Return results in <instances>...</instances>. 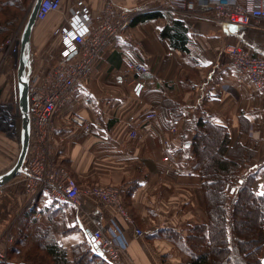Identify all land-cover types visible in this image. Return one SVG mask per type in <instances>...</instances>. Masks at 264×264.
I'll list each match as a JSON object with an SVG mask.
<instances>
[{"label": "crops", "instance_id": "crops-1", "mask_svg": "<svg viewBox=\"0 0 264 264\" xmlns=\"http://www.w3.org/2000/svg\"><path fill=\"white\" fill-rule=\"evenodd\" d=\"M75 1L64 0L60 11L36 21L30 37V73L42 74L60 63L56 32ZM82 1L94 17L107 1L133 12L130 31L136 43L116 40L95 60L80 88L57 110L51 145L56 161L81 192L92 185L116 188L133 223L86 194L77 205H43L40 198L30 209L16 176L0 187V244L7 228L12 226L13 237L16 222L33 211L36 225L51 232L69 254L73 245L88 239V233L96 228L105 232L114 223L126 241L117 264L184 263L187 256L168 234L185 237L190 226L206 221L202 178L190 146L195 119L225 128L230 146L250 144L253 188L264 186V94L231 66L223 51L233 45L264 56V20L238 26L208 15L160 12L163 0ZM127 59L142 63L146 74L128 71ZM149 112L155 119L145 120ZM10 125L9 132L0 128V175L14 165L19 153L15 120ZM47 211L52 214L45 219ZM63 214L69 230L64 235ZM135 229L142 234L136 235Z\"/></svg>", "mask_w": 264, "mask_h": 264}, {"label": "built area", "instance_id": "built-area-1", "mask_svg": "<svg viewBox=\"0 0 264 264\" xmlns=\"http://www.w3.org/2000/svg\"><path fill=\"white\" fill-rule=\"evenodd\" d=\"M64 0H41L36 14V21L44 20L50 13L61 10ZM32 4V2H31ZM161 11L183 13L189 16L208 15L221 24L248 26L264 20V0H163ZM133 12H127L107 1L101 14L94 17L82 0H77L69 8L63 23L57 29L59 39L60 63L50 67L45 73H29L28 105L30 117V143L20 172L23 187L29 197L28 208L41 198L43 205L53 202H68L77 205L81 194L94 197L102 203L112 206L117 212L132 224V219L122 208L119 193L116 188L92 185L83 192L76 181L55 159L51 141L55 134L54 116L68 95L80 88L95 60L116 40L135 46L131 34ZM224 53L231 66L243 74L261 94H264V56L251 54L240 46L227 45ZM19 52V38L12 36L0 44V65L8 56H16ZM126 68L136 76L146 74L147 68L133 59L125 61ZM138 83L145 84L139 78ZM145 120L155 119V114L149 112ZM77 124L82 121L73 118ZM170 131H174V127ZM135 137V132H131ZM164 146L169 149V142ZM12 226L4 235L6 249L13 237ZM136 235L142 231L135 229ZM92 242L100 250L99 257L108 264H117L119 254L125 250L126 241L122 231L112 223L105 232L94 229L90 233ZM0 264H9L0 250Z\"/></svg>", "mask_w": 264, "mask_h": 264}, {"label": "trees", "instance_id": "trees-1", "mask_svg": "<svg viewBox=\"0 0 264 264\" xmlns=\"http://www.w3.org/2000/svg\"><path fill=\"white\" fill-rule=\"evenodd\" d=\"M32 1L0 0L1 43L9 38L10 32L26 16ZM176 34L175 31V39H179ZM191 129L193 138L190 146L196 160L195 168L202 178L206 221L190 226L185 237L176 233L168 234L187 256V261L180 264H261L264 248V191L253 188L256 175L248 163L254 150L250 144L235 143L230 146L227 130L202 117L193 121ZM205 150L211 156L203 160ZM65 205L61 203V206ZM247 208L256 214L251 221L242 215V212L247 211L242 209ZM32 213L26 211L20 217L24 218L16 222L13 241L8 248L9 264H31L27 260L37 256L36 253L17 259L26 240L33 241L34 249L44 252L38 256L50 260L51 264H108L96 255L88 239L73 245L69 254L57 243L51 232L36 225ZM51 214V211H47L43 216L48 219ZM60 224L62 235L67 234L69 230L65 225L64 214L60 216ZM38 256L36 258L40 261ZM25 258L29 259L24 261Z\"/></svg>", "mask_w": 264, "mask_h": 264}, {"label": "rangeland", "instance_id": "rangeland-1", "mask_svg": "<svg viewBox=\"0 0 264 264\" xmlns=\"http://www.w3.org/2000/svg\"><path fill=\"white\" fill-rule=\"evenodd\" d=\"M160 12H165V11L160 10ZM27 13H28V11H27ZM26 17H27V14H26V16H24L21 19L17 28L15 27L14 30H12L10 32L8 37L17 36L18 38H20V34H21L22 29L24 27V24L26 22ZM0 39H2V38H0ZM2 43L0 41V44H2ZM18 57H19V52L17 53L16 56H8L7 58H5L3 60V63L0 65V99H1L0 100V128L5 129L6 131L9 132V129L11 130V125H10L11 121L15 120V122H16L15 135L19 141V139H20V119H19V110L17 108V105H18V86H17ZM12 116H14L15 118ZM19 144H20V141H19ZM212 149H214V148H212ZM208 156H211V153L209 154L207 152V150H205V153H203V155H202L203 160H205ZM212 156H215V154H212ZM245 172H247V171H245ZM262 190H264V186H259L257 191L262 192ZM242 210L243 211L247 210V211L242 212V215L244 214V217L247 218L249 221H251V218L256 217V214L253 213L250 208L242 209ZM253 214H255V215H253ZM188 233H189V229H188ZM4 237L5 236H3V238ZM12 241H13V239H12ZM0 242H1V237H0ZM33 244H34L33 241L31 242V240L30 241L26 240V242L24 243V246L22 247V250H20L21 252L19 253V256L18 257L15 256V257H17V259H18V258L25 256V255L27 257H29L30 254H36L37 253V256H38L39 254L44 253L42 251L38 252V250L34 249ZM2 245L4 247V243H2ZM8 248L9 247H7L5 250L4 249H0V250H2L4 252L5 261H7L9 263L10 258H9ZM37 256H35L33 259L32 258L31 259L25 258L24 261L26 259H29L27 261H29V263H31V264H51L50 260H48V261L46 259L44 260L39 256L38 257L41 260L38 261L36 258ZM260 259H261V264H264L263 251L261 252Z\"/></svg>", "mask_w": 264, "mask_h": 264}, {"label": "water", "instance_id": "water-1", "mask_svg": "<svg viewBox=\"0 0 264 264\" xmlns=\"http://www.w3.org/2000/svg\"><path fill=\"white\" fill-rule=\"evenodd\" d=\"M41 0H33L27 13L26 22L19 38V57L17 65V86H18V105L20 118V144L19 153L14 165L5 173L0 175V187L18 176L22 171L24 161L28 152L30 142V117L28 105V76L30 73V37L32 29L36 23L37 9ZM88 238L92 242L90 233ZM96 255H100V250L95 244H91Z\"/></svg>", "mask_w": 264, "mask_h": 264}]
</instances>
